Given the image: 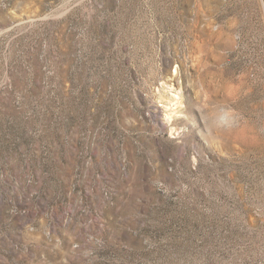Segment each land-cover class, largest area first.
I'll return each mask as SVG.
<instances>
[{
    "label": "rangeland",
    "instance_id": "1",
    "mask_svg": "<svg viewBox=\"0 0 264 264\" xmlns=\"http://www.w3.org/2000/svg\"><path fill=\"white\" fill-rule=\"evenodd\" d=\"M0 264H264V0H0Z\"/></svg>",
    "mask_w": 264,
    "mask_h": 264
}]
</instances>
